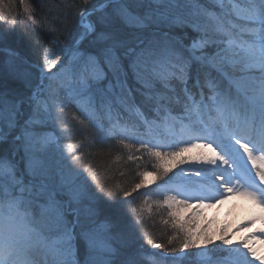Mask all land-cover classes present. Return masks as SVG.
<instances>
[{"label":"snow or ice","instance_id":"1","mask_svg":"<svg viewBox=\"0 0 264 264\" xmlns=\"http://www.w3.org/2000/svg\"><path fill=\"white\" fill-rule=\"evenodd\" d=\"M15 4L0 0V264H264L254 234L213 238L181 214L240 195L260 209L243 226L264 220V0L56 5L37 64L9 43ZM110 140L155 161L130 190L80 164ZM153 206L172 234L134 247Z\"/></svg>","mask_w":264,"mask_h":264},{"label":"trees","instance_id":"2","mask_svg":"<svg viewBox=\"0 0 264 264\" xmlns=\"http://www.w3.org/2000/svg\"><path fill=\"white\" fill-rule=\"evenodd\" d=\"M16 2V6H18L19 0H16ZM65 3L72 5L69 12H74L79 7L85 6L83 5V0H30L34 19L21 15L20 11L17 12L19 15H17L15 32L9 37V43L17 49L21 57L28 59L32 64L42 63L41 54L43 47L53 39V34L49 29L59 26L55 6L60 5L63 7ZM87 7H91V5H87ZM49 9L53 10L49 12ZM0 28L6 30L7 25L0 24ZM64 42L66 43L67 41ZM35 71L38 70L34 69ZM68 123L70 127H73L70 121ZM85 139V135L77 134L71 138L65 137L62 143L75 142L77 140L83 141ZM87 139H91V134H87ZM81 151L85 154L84 159L80 161L81 166L90 162L98 173L106 177L108 185L120 184L121 187L127 190H130L134 183L139 182L137 172L144 170V167L148 171H152V164L155 163L154 160L142 152L135 153L137 156L143 157L135 164L127 161L128 151L117 144L115 140H110L103 145L99 143L95 145L85 144ZM117 155L122 157L120 161L115 159ZM138 164L141 167L138 168ZM158 199H162V197L153 195L150 197L149 203ZM127 202L126 206L139 208L144 202L143 190H140L139 193H132L127 198ZM161 218H167L166 208L153 206L151 214L145 213L143 222L133 237L135 241L134 247L144 244V240L140 238L142 232L150 233L157 243H167L172 230L161 223ZM145 247L150 248L151 246L145 245ZM190 264H196L195 260L191 261Z\"/></svg>","mask_w":264,"mask_h":264},{"label":"rangeland","instance_id":"3","mask_svg":"<svg viewBox=\"0 0 264 264\" xmlns=\"http://www.w3.org/2000/svg\"><path fill=\"white\" fill-rule=\"evenodd\" d=\"M26 3L31 7L30 0H26ZM15 10L14 14L20 11L21 15H25L20 4L18 6L15 4ZM208 203L205 202V204ZM194 208L195 205L181 209V214L185 218L189 213L193 214L194 231L204 229L213 238L227 233L233 242L241 241L249 237V234H254L248 239V243L256 249L257 255H264V238L259 236V230L264 229V220L256 219L254 223L243 226L245 221L260 214V209L251 200L240 195H233L225 199L223 203H220L218 198L210 206H201L195 211ZM238 227L239 230H237Z\"/></svg>","mask_w":264,"mask_h":264},{"label":"water","instance_id":"4","mask_svg":"<svg viewBox=\"0 0 264 264\" xmlns=\"http://www.w3.org/2000/svg\"><path fill=\"white\" fill-rule=\"evenodd\" d=\"M53 71H55V69H53Z\"/></svg>","mask_w":264,"mask_h":264}]
</instances>
